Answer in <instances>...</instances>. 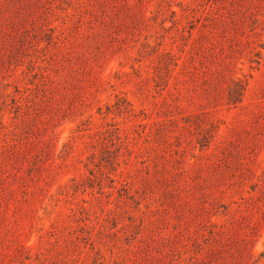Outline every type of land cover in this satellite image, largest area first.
<instances>
[{"label": "rangeland", "instance_id": "obj_1", "mask_svg": "<svg viewBox=\"0 0 264 264\" xmlns=\"http://www.w3.org/2000/svg\"><path fill=\"white\" fill-rule=\"evenodd\" d=\"M0 264H264V0H0Z\"/></svg>", "mask_w": 264, "mask_h": 264}]
</instances>
